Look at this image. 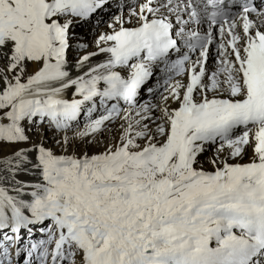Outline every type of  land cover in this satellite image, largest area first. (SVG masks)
<instances>
[{
  "label": "snow or ice",
  "instance_id": "6c2138e0",
  "mask_svg": "<svg viewBox=\"0 0 264 264\" xmlns=\"http://www.w3.org/2000/svg\"><path fill=\"white\" fill-rule=\"evenodd\" d=\"M0 264H264V0H0Z\"/></svg>",
  "mask_w": 264,
  "mask_h": 264
},
{
  "label": "bare ground",
  "instance_id": "6f19581e",
  "mask_svg": "<svg viewBox=\"0 0 264 264\" xmlns=\"http://www.w3.org/2000/svg\"><path fill=\"white\" fill-rule=\"evenodd\" d=\"M113 11H115V7L113 8ZM105 17H107V16H105ZM85 31H87V30H85Z\"/></svg>",
  "mask_w": 264,
  "mask_h": 264
},
{
  "label": "rangeland",
  "instance_id": "374dc122",
  "mask_svg": "<svg viewBox=\"0 0 264 264\" xmlns=\"http://www.w3.org/2000/svg\"><path fill=\"white\" fill-rule=\"evenodd\" d=\"M115 7V9H116V6L115 5H113V8ZM113 10V9H112ZM105 18H107V17H105Z\"/></svg>",
  "mask_w": 264,
  "mask_h": 264
}]
</instances>
